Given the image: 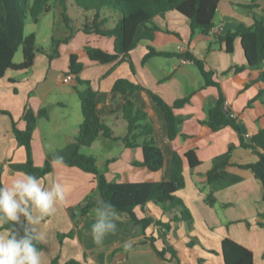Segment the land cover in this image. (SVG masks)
I'll use <instances>...</instances> for the list:
<instances>
[{"label":"crops","instance_id":"crops-1","mask_svg":"<svg viewBox=\"0 0 264 264\" xmlns=\"http://www.w3.org/2000/svg\"><path fill=\"white\" fill-rule=\"evenodd\" d=\"M104 15L110 18L106 28H113L120 17L113 11ZM263 18L264 0H221L215 27L206 37L200 33L193 35L187 18L169 12L164 17H155L152 25L138 28L136 48L129 57L109 64L91 61L86 47L113 54L115 39L85 34L80 30L68 44L59 47V57L51 60L47 53H37L28 71H9L0 79L1 182L8 183L15 172L23 171L40 178L45 187L59 180L66 189L65 201L57 204L56 213L46 217L38 226L47 237L42 243L43 264H53L55 260L58 264L69 261L82 264H179L175 260L160 259L146 242L147 237L153 236L158 239L157 247L162 249L160 238L163 235L178 252L181 264H198L201 259L203 264H225L221 253L225 238L248 248L255 263L264 264V189L261 181L246 168L259 158L241 141L243 138L246 143H252V138L264 129V65L259 69L247 67L241 39L234 41L232 53L217 39V36L235 32L238 24L252 26L255 20ZM43 19L44 33L37 31ZM61 23L58 11L54 9L42 15L38 23L32 22L35 26H31L30 34H35L37 45L49 52L53 39L66 36V28ZM28 25L29 21L26 29ZM149 48L166 53H191L202 60L207 69L215 71V80L223 92V107L240 133L233 127L212 132L207 126L209 112L218 103L219 91L214 87H203L204 78L192 62L177 57H152L143 62ZM18 53L14 61L21 64L24 57L17 60ZM72 55H76L84 66L79 77L89 81L98 94L97 114L118 137H124L127 131L122 117L126 99L113 91L115 83L126 79L146 89L134 93L131 99L147 113L154 129V139L164 155V165L157 172L136 166L135 163L144 158L141 147L126 148L121 141L102 138L91 148L83 149L82 153L95 157L98 165L106 168L108 181L142 183L169 181L173 154L177 151L183 158L185 177V187L177 192V196L191 212L192 223L173 222L168 232L152 225L146 229L145 235L135 237L136 229H125L128 215L117 213L118 230L97 245L91 232L97 216L80 214L81 205L89 197L100 200L95 176L65 164L52 167V172L45 177L29 170L26 150L14 133V124L21 131L26 130L27 110L37 116L32 137L33 160L37 168L45 166L50 153L71 144L83 124L81 100L76 90L77 77L72 75L73 80L67 79ZM236 68L241 70L237 72ZM148 91L169 105L191 96L189 104L175 110L181 118V125L180 134L174 141L169 138L165 116ZM43 110L47 111L48 118L39 116ZM189 151H194L199 161L195 168H191L185 158ZM210 173L218 177L210 180ZM136 215L139 219L152 217L164 223L170 222L174 216L164 213L154 203L138 209ZM0 231H7L2 229V224ZM70 233H74L72 238L60 242V234ZM128 240H134V243L130 251H125L124 244Z\"/></svg>","mask_w":264,"mask_h":264},{"label":"trees","instance_id":"trees-1","mask_svg":"<svg viewBox=\"0 0 264 264\" xmlns=\"http://www.w3.org/2000/svg\"><path fill=\"white\" fill-rule=\"evenodd\" d=\"M221 0H0V79H3L9 71H28L34 63L37 53H47L49 58L59 57V47L68 44L77 31L85 34H95L100 37L115 39L114 53H107L92 46L86 47V52L91 61L99 64H109L119 59L129 57L130 52L136 48L135 36L138 28L153 24L157 16L164 17L169 12H177L187 18L191 24L193 35L200 33L210 36L215 27V17ZM56 9L65 28L70 31L62 39H53L49 52L37 45L35 34L26 35L27 21L38 23L41 16ZM107 11L119 14V20L113 28H106L110 18L105 16ZM79 25L81 27L79 28ZM217 36V35H216ZM241 39L242 49L250 69H259L264 65V18L255 20L252 26L238 24L235 32H229L224 36H217L219 42L226 44L229 53L233 52L234 41ZM22 50L24 61L16 64V54ZM152 57L183 58L192 62L204 78L206 87H214L219 91L217 105L209 112L207 126L212 132H218L225 127H233L240 133L235 121L225 111L223 92L220 84L215 80L216 72L209 70L206 64L191 53L176 54L159 52L149 48L144 61ZM83 64L79 62L76 55L70 57L68 75H75L79 98L81 100L83 124L78 136L74 141L63 149H57L47 156L45 166L37 168L34 165L32 137L36 127L37 116L31 110H27L25 119L27 128L25 131L17 129L14 124V133L18 143L23 146L27 154V165L32 173L45 177L52 172L51 161L54 155L62 156L64 164L77 167L84 172L95 176L97 193L100 199L111 203L116 213L128 215L125 229L131 231L136 229L133 236L145 235L150 226H158L166 232L171 230V223H192L193 217L189 209L177 192L185 187L184 162L182 156L175 151L173 154V165L171 179L167 182H142V183H115L108 181L106 168H101L95 157L82 153L83 149L91 148L98 139H106L114 142L121 141L126 148L141 147L143 150V161L135 163L136 166L147 167L152 172L160 171L164 165V155L154 139V129L146 112L137 107L131 97L136 92L146 91L141 86L126 79L118 80L113 91L125 96L126 102L123 107L122 117L126 123V135L116 136L115 132L108 126L103 118L97 114V92L91 87L89 81L79 77L83 71ZM241 68H236L239 72ZM148 94L156 105L161 109L167 123L168 135L174 141L180 134L181 118L175 110L181 109L191 101V96L176 101L173 105L167 104L161 97L148 91ZM5 113V112H3ZM6 114V113H5ZM40 117L48 118L46 110L39 113ZM242 145L250 147L258 156V161L247 166L255 177L261 181L264 189V129L252 138L248 144L241 138ZM191 168L199 165L194 151L185 153ZM218 175L209 174V179L214 180ZM0 183L1 180H0ZM97 201L89 197L80 207L82 216L88 215L96 207ZM149 203L160 207L164 213L174 215L170 222L164 223L146 217L139 219L136 215L138 209H144ZM264 217V214H263ZM78 226V224H77ZM12 228L23 235L19 225H2L3 230ZM74 233L60 234L59 240L72 238ZM163 248L156 245L157 238L150 236L146 238L156 255L165 261H177L181 264L178 252L170 244L165 235L160 238ZM41 252L43 244H39ZM214 253V252H213ZM221 253L225 264H256L254 255L248 248L240 245L232 239L225 238L222 241ZM199 260L198 264H203ZM53 264H58L55 260ZM66 264H82L77 261H69Z\"/></svg>","mask_w":264,"mask_h":264},{"label":"clouds","instance_id":"clouds-1","mask_svg":"<svg viewBox=\"0 0 264 264\" xmlns=\"http://www.w3.org/2000/svg\"><path fill=\"white\" fill-rule=\"evenodd\" d=\"M51 164L53 168L63 165L64 158L54 155ZM65 197V186L59 180L45 187L40 178L23 171L15 172L8 183H0V224L19 225L23 230V235L12 228L0 231V264H43L38 245L47 237L38 226L56 213L57 204ZM94 211L97 222L92 226V237L101 245L107 235L118 230V216L114 206L102 199L97 200ZM133 243L128 240L124 250L130 251Z\"/></svg>","mask_w":264,"mask_h":264},{"label":"rangeland","instance_id":"rangeland-1","mask_svg":"<svg viewBox=\"0 0 264 264\" xmlns=\"http://www.w3.org/2000/svg\"><path fill=\"white\" fill-rule=\"evenodd\" d=\"M118 14V13H117ZM62 22V21H61ZM62 24V23H61ZM63 25V24H62ZM31 26H35V25H33L32 24V21L31 20H29V25H28V27H27V29H26V34H30L31 32H32V27ZM64 26V25H63ZM38 29H37V31L38 32H46V30H45V19H43V22L39 25V27H37ZM58 28H56V30H55V34H56V36L58 37ZM64 36L65 35H69L70 34V31H68L67 29H65L64 30ZM22 57H23V55H22V51H19V53H18V55H17V60H20V59H22ZM84 153H85V151H84ZM100 153V152H99ZM97 155H100V154H98L97 153ZM98 157H100V156H98Z\"/></svg>","mask_w":264,"mask_h":264},{"label":"built area","instance_id":"built-area-1","mask_svg":"<svg viewBox=\"0 0 264 264\" xmlns=\"http://www.w3.org/2000/svg\"><path fill=\"white\" fill-rule=\"evenodd\" d=\"M219 32H220V30H219ZM67 79H68L69 81H71V80H73V76H72V75H69V76L67 77Z\"/></svg>","mask_w":264,"mask_h":264},{"label":"water","instance_id":"water-1","mask_svg":"<svg viewBox=\"0 0 264 264\" xmlns=\"http://www.w3.org/2000/svg\"><path fill=\"white\" fill-rule=\"evenodd\" d=\"M91 215L97 216V215H96V212H95L94 210L91 211Z\"/></svg>","mask_w":264,"mask_h":264}]
</instances>
